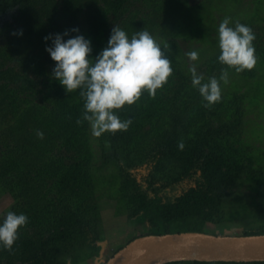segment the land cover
<instances>
[{
    "label": "rangeland",
    "instance_id": "1",
    "mask_svg": "<svg viewBox=\"0 0 264 264\" xmlns=\"http://www.w3.org/2000/svg\"><path fill=\"white\" fill-rule=\"evenodd\" d=\"M225 17L254 32L251 69L217 60ZM114 24L129 36L147 29L167 44L173 71L155 96L143 91L114 110L131 118L126 130L97 137L88 121L76 123L84 111L79 90L66 92L51 77L55 61L43 37L78 26L95 56ZM20 29L22 35L14 34ZM190 50L198 60H189ZM190 63L208 77L226 68L221 94L238 96L241 109L228 111L234 136L211 163L213 174L236 160L232 177L200 176L185 143L170 150L164 142L163 133L173 129L161 118L159 98L177 95L176 128L185 139L197 132L185 117L198 92L181 89L192 85ZM152 209L176 231L264 233V0H0V217L15 210L29 218L12 248L0 247V264H102L133 237L150 233Z\"/></svg>",
    "mask_w": 264,
    "mask_h": 264
},
{
    "label": "clouds",
    "instance_id": "2",
    "mask_svg": "<svg viewBox=\"0 0 264 264\" xmlns=\"http://www.w3.org/2000/svg\"><path fill=\"white\" fill-rule=\"evenodd\" d=\"M70 32L77 34L69 35ZM14 34L22 35V29ZM217 35L220 49L217 60L221 64L235 67L236 71L255 65L252 43L255 34L250 26L231 22L230 17H225L218 25ZM43 39L50 41L45 44V50L55 61L51 77L66 92L79 90L83 99L84 111L76 123L88 121L92 134L97 137L105 131L126 130L131 118L121 119L114 110L126 103L133 104L143 91L155 96L156 89L163 86L173 71L164 52L167 44L162 46L147 29L129 36L121 26L114 24L105 47L95 56L90 55V39L79 32L78 26L48 33ZM185 55L190 61L198 60L197 50L187 51ZM188 70L191 84L203 98L205 107L220 101L221 81L227 83L229 78L226 68L221 70L219 77L213 75L207 79L195 63H190ZM37 135L43 137V132L37 130ZM178 147L182 149L183 143L180 142ZM28 219L26 213L15 210H8L0 217V247L11 249L18 239V230L28 223Z\"/></svg>",
    "mask_w": 264,
    "mask_h": 264
},
{
    "label": "water",
    "instance_id": "3",
    "mask_svg": "<svg viewBox=\"0 0 264 264\" xmlns=\"http://www.w3.org/2000/svg\"><path fill=\"white\" fill-rule=\"evenodd\" d=\"M183 261L264 262V233L212 234L197 230L138 235L102 264H168Z\"/></svg>",
    "mask_w": 264,
    "mask_h": 264
},
{
    "label": "trees",
    "instance_id": "4",
    "mask_svg": "<svg viewBox=\"0 0 264 264\" xmlns=\"http://www.w3.org/2000/svg\"><path fill=\"white\" fill-rule=\"evenodd\" d=\"M204 77L205 79H207L208 75H204ZM188 87L191 89H195L198 92V90L189 83L183 84L181 86V89H187ZM192 96L195 97L193 99V102H191L194 104V107L192 108V112H190L191 114L185 117V120L193 121L194 125L198 124V128L196 134H194V136L191 137L190 139L183 138L182 132H180L179 129L176 128L177 122L180 123L179 116H176L177 114L176 111L179 109V107L177 106V104H172L173 103L172 99H175L178 96L173 95L172 97L163 100L159 98L160 103L164 105V107L161 110V118L164 119L163 121L168 125V128H170L169 130L172 131L173 129V132L163 133V135L166 137L164 142L166 143L167 146H170L169 147L170 150L174 149L175 147H178V144L180 142H182L183 144L185 143L184 145L186 147H189L190 151L194 152L193 160H195L196 165L201 170L199 172L200 176H202L204 171L207 172V175H212V176L218 175L221 178L224 177L228 178L234 176V173H237L238 171L237 170L238 164L236 160H233V162L229 164L230 167L228 166L227 168H225V171L221 170L222 172H215L213 174H211V172L212 170L214 172V168L216 167H212L211 163L214 164L216 161L218 162L220 161L219 159L221 158H219L220 157L219 153L223 151L224 143L228 142L227 138L230 135L234 136V134L231 133L230 131V128H232L233 126L230 125L228 122L231 116V114L228 111L229 109L235 108L234 111L235 113H237L241 109L240 103L238 102V96L235 94H221L222 98L220 99V101L212 104L210 107L204 106L205 102L201 97V95L199 94V92L198 95L193 94ZM164 103H166L167 105ZM223 115L226 116L227 118L223 119ZM205 148L208 149V152H206V154L204 150ZM235 167H236L235 171L229 169V168L235 169ZM158 211L159 210L157 209H152L149 211L151 219L155 223L150 233L160 234L167 232H175L176 230L172 227L168 218L165 215L160 214ZM180 263L209 264L211 262L183 261ZM247 264H264V262H252Z\"/></svg>",
    "mask_w": 264,
    "mask_h": 264
}]
</instances>
